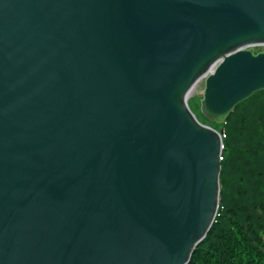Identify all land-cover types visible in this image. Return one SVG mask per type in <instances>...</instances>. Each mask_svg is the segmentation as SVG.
<instances>
[{"label": "water", "instance_id": "1", "mask_svg": "<svg viewBox=\"0 0 264 264\" xmlns=\"http://www.w3.org/2000/svg\"><path fill=\"white\" fill-rule=\"evenodd\" d=\"M264 0H0V264H187L223 123L264 90Z\"/></svg>", "mask_w": 264, "mask_h": 264}, {"label": "trees", "instance_id": "2", "mask_svg": "<svg viewBox=\"0 0 264 264\" xmlns=\"http://www.w3.org/2000/svg\"><path fill=\"white\" fill-rule=\"evenodd\" d=\"M215 124L222 140L220 200L187 264H264V90Z\"/></svg>", "mask_w": 264, "mask_h": 264}, {"label": "rangeland", "instance_id": "3", "mask_svg": "<svg viewBox=\"0 0 264 264\" xmlns=\"http://www.w3.org/2000/svg\"><path fill=\"white\" fill-rule=\"evenodd\" d=\"M255 51L264 50V45L255 46ZM202 90H203V81L198 82L196 87L193 89L189 99L188 105L191 111L194 113L196 118L203 124L211 126L212 124L216 125L214 122L207 119L200 110V100L202 97Z\"/></svg>", "mask_w": 264, "mask_h": 264}, {"label": "flooded vegetation", "instance_id": "4", "mask_svg": "<svg viewBox=\"0 0 264 264\" xmlns=\"http://www.w3.org/2000/svg\"><path fill=\"white\" fill-rule=\"evenodd\" d=\"M256 52H258V51H256Z\"/></svg>", "mask_w": 264, "mask_h": 264}]
</instances>
